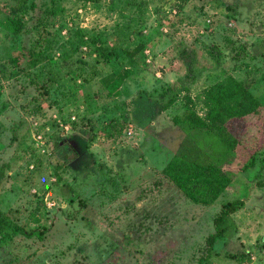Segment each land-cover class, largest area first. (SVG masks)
<instances>
[{
    "label": "rangeland",
    "instance_id": "obj_1",
    "mask_svg": "<svg viewBox=\"0 0 264 264\" xmlns=\"http://www.w3.org/2000/svg\"><path fill=\"white\" fill-rule=\"evenodd\" d=\"M0 21V210L26 232L0 264H264V0H0ZM230 76L261 105L195 203L164 168L211 154L186 114Z\"/></svg>",
    "mask_w": 264,
    "mask_h": 264
},
{
    "label": "trees",
    "instance_id": "obj_2",
    "mask_svg": "<svg viewBox=\"0 0 264 264\" xmlns=\"http://www.w3.org/2000/svg\"><path fill=\"white\" fill-rule=\"evenodd\" d=\"M83 1L96 2L98 0ZM9 21L13 34L18 36L24 27V15L17 18L9 17ZM143 49V45H138L133 51L128 52V55L133 57L141 53ZM182 51V54L187 55L188 48H184ZM189 60L192 62V57H189ZM36 62L38 60H33L34 64ZM129 73L130 71H126L124 74H120L118 78L112 80L108 88L114 87L118 90ZM108 94L112 95L113 91L110 89ZM204 103L207 107L205 117L189 108L186 119L189 121L190 129L194 128L198 133L203 134V140L210 146L211 154L202 149L200 144L195 153L184 152L174 155L164 168V173L193 202L210 204L216 199L220 191L229 185L231 180L221 173L217 163L224 159L238 141V138L230 131L232 120L244 118L246 115L255 112L261 105V101L245 82L230 76L205 90ZM196 153H198V157L195 156ZM259 184H264V180ZM241 203L242 199H236L222 204L221 212L215 218L217 231L207 239L211 249L215 240L224 235L222 225L225 223L226 217L236 212ZM20 232L24 233L25 229L0 210V250ZM33 232L28 233V235L33 234Z\"/></svg>",
    "mask_w": 264,
    "mask_h": 264
},
{
    "label": "built area",
    "instance_id": "obj_3",
    "mask_svg": "<svg viewBox=\"0 0 264 264\" xmlns=\"http://www.w3.org/2000/svg\"><path fill=\"white\" fill-rule=\"evenodd\" d=\"M39 138H40V136H39Z\"/></svg>",
    "mask_w": 264,
    "mask_h": 264
}]
</instances>
